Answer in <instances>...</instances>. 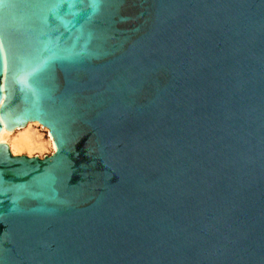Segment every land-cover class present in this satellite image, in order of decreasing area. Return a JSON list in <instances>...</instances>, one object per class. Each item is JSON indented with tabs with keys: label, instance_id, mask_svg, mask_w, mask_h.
<instances>
[{
	"label": "water",
	"instance_id": "95a60500",
	"mask_svg": "<svg viewBox=\"0 0 264 264\" xmlns=\"http://www.w3.org/2000/svg\"><path fill=\"white\" fill-rule=\"evenodd\" d=\"M0 264H264V0H0Z\"/></svg>",
	"mask_w": 264,
	"mask_h": 264
},
{
	"label": "bare ground",
	"instance_id": "6f19581e",
	"mask_svg": "<svg viewBox=\"0 0 264 264\" xmlns=\"http://www.w3.org/2000/svg\"><path fill=\"white\" fill-rule=\"evenodd\" d=\"M37 126H39L38 123L29 124L26 128L17 130L19 131L17 135L15 134L17 131L8 132L3 130L0 134V144H9L14 155L17 153L22 154L23 152H28L29 154H34V152L42 153L47 149H50L54 153L56 147L50 133H48L49 140H46L43 135L35 129ZM8 138H12V141L9 142Z\"/></svg>",
	"mask_w": 264,
	"mask_h": 264
},
{
	"label": "rangeland",
	"instance_id": "374dc122",
	"mask_svg": "<svg viewBox=\"0 0 264 264\" xmlns=\"http://www.w3.org/2000/svg\"><path fill=\"white\" fill-rule=\"evenodd\" d=\"M35 129L37 130V131H39L42 135H43V137L46 139V140H49V137H48V130H45L43 127H41L40 125L39 126H37V127H35ZM15 134L17 135V134H19V131H17V132H15ZM14 137V136H13ZM12 137V138H13ZM12 138H8V141L10 142V141H12ZM14 139V138H13ZM53 154V152L50 150V149H47L46 151H43L42 153L41 152H34V154H29L28 152H23L22 154L21 153H17L16 155L17 156H21V155H27V156H30V157H34V156H39V157H41V158H44V157H46V156H50V155H52ZM15 155V156H16Z\"/></svg>",
	"mask_w": 264,
	"mask_h": 264
}]
</instances>
